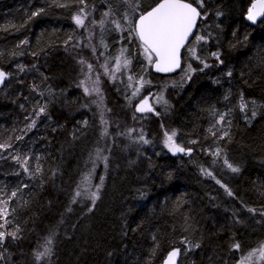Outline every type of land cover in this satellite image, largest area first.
<instances>
[{"label": "trees", "instance_id": "1", "mask_svg": "<svg viewBox=\"0 0 264 264\" xmlns=\"http://www.w3.org/2000/svg\"><path fill=\"white\" fill-rule=\"evenodd\" d=\"M139 2L144 10L156 0ZM55 3L0 0V69L10 74L0 84V143L12 150L26 139L20 151L32 156L31 174L20 176L12 158H0V189L17 192L7 205L11 223L4 230L20 229L19 239L8 236L0 247V264H162L174 248H183L179 264H241L264 244V22H245L252 0H205L206 18L196 34L207 42L192 43L210 67L200 71L203 64L184 50L182 70L168 77L153 75L138 42L116 30L113 21L124 25L123 15L131 14L122 0H85L86 7L78 0ZM81 7L95 21L93 39L91 33L76 37L73 20ZM125 57L131 59L127 69ZM189 63L197 69L191 79L185 74ZM141 77L155 94L154 112L140 114L137 100L128 99ZM84 87L99 91L86 95ZM40 106L45 113L37 117ZM32 120L36 125L25 137ZM172 131L190 155L166 150L164 133ZM217 148L238 173L222 159L213 163ZM101 177L93 206L87 193ZM77 191L84 194L73 203ZM49 238L52 255L37 261Z\"/></svg>", "mask_w": 264, "mask_h": 264}, {"label": "snow or ice", "instance_id": "2", "mask_svg": "<svg viewBox=\"0 0 264 264\" xmlns=\"http://www.w3.org/2000/svg\"><path fill=\"white\" fill-rule=\"evenodd\" d=\"M55 3V0H53ZM79 4L85 5V0H78ZM122 2L126 3L128 7L131 9V14L125 12L123 15L124 25L120 23V21H113L116 30L126 31L128 33L129 39H135L138 42V48L141 50V55H143L144 59L147 61V64L152 66L156 72L159 73H168L180 68L181 66V50L184 49L185 52L189 53L193 59L199 60L201 64H203V68L199 69L203 71L205 68L210 67L208 63H206L201 57L196 54L195 44H199L200 42H207V37L205 35H194V29L197 27V20L206 18V12L202 13L204 9L205 0H194L190 2V0H156L154 6L150 9L142 10L140 7L139 0H136L135 4L131 2V0H122ZM56 7H68L67 4L55 3ZM43 9H40L36 12H33L31 15L36 16L39 15ZM111 14V9L104 12V17H108ZM218 16L222 15L221 12L216 13ZM261 17H264V0H252L251 6L247 9V20L251 21L253 24H256ZM86 18L85 8L81 7L79 13L74 16V21L77 26H84V19ZM264 22V21H261ZM95 23V21H94ZM100 25L104 24V20H100L98 22ZM126 25V27H125ZM190 37H194L195 44L190 41ZM123 39V37H122ZM95 51V50H93ZM127 52V49L124 48L121 50V56H124V53ZM217 60L220 59L219 52H213L211 54ZM117 67L116 71H119L121 68V60L120 58H116ZM223 61H221L222 63ZM78 63L81 65L86 64V61L79 60ZM131 64V59L125 57L122 61V67L127 69ZM93 66L91 64H87V69L91 71ZM20 71H24V67L20 66ZM197 69L193 68L189 63L187 68L185 69V74L188 79H191V73H194ZM107 73V68H106ZM9 73H6L0 70V84H3L6 79L9 77ZM231 76V72L228 73ZM115 77H113L114 79ZM90 79V78H89ZM98 79V78H97ZM129 80H132V77H128ZM94 84L96 82H93ZM137 83L142 87L145 83L150 84V81H145L143 77L139 78ZM84 81H81V84L78 86H83ZM140 87L135 88L132 92L131 97H129V101L135 98L139 92ZM99 89L97 87H93L89 89L88 87H84V92L86 95H91L92 92H98ZM43 95V94H41ZM162 99V97H161ZM227 99V97H226ZM166 104L167 101H164ZM255 103V102H253ZM241 111H244L247 107L246 103L243 102V98H241ZM137 112L146 113V112H154V108L149 105L148 99L143 98L140 100L139 104L136 107ZM45 113V106H40L36 115ZM159 115V113H155ZM256 112H252V117L255 118ZM225 116L220 115V119L218 122H223ZM87 123L86 121L84 122ZM103 124H107V121H103ZM36 125V120H32L28 125V130L30 131ZM211 131V129H210ZM102 135H107V129L102 132ZM177 133L176 131H172L170 134L168 132L164 133V146L171 152L173 155L177 153H184L186 155H190L192 153L191 148H185L181 144L177 143L175 140ZM228 133L225 132L221 139L227 137ZM23 137L18 136L16 139H22ZM11 139V138H9ZM140 140L144 144L150 143L149 140L145 139L143 135H141ZM191 143H196V141H191ZM12 147L10 143H0V149H8ZM214 157L213 163L215 164L218 159H222L223 165L226 166L231 172L238 173L240 171L239 167L234 166L230 163L226 157V155L222 156V149L217 148L214 153H211ZM99 155V152H98ZM2 158V157H0ZM12 159L16 161L20 165L21 168L25 172H29L27 165L28 157L23 160L19 155H13ZM107 160V157H104ZM201 173L205 176L211 177L219 184L222 188H224L225 192L232 196V191L227 187V185L221 183L219 179L213 175L212 171L208 169L201 168ZM40 172L39 166L36 168V173ZM103 186V177L100 178V184L96 185V190L87 193L88 199L91 200L93 206H95L96 201L100 198L99 192ZM81 191H77L75 193V197L73 198V203H76V197H80L83 195ZM17 196V192H11V195L7 200L0 199V219H4V223L0 224V229H5V224L11 223V221L6 219L7 214V205L11 201L12 198ZM249 212L255 214L256 209L248 208ZM15 211V209H12ZM89 212L92 211L90 207L88 209ZM261 216H264V211L260 212ZM20 231L19 227L16 228L15 231H6L0 230V247H3L4 242L8 236H10L13 240L19 239L17 233ZM155 239V238H154ZM52 239L49 238L46 242V246L42 252H37L35 254V258L37 261H41L42 259L48 258L52 255L51 249ZM193 247H199V245H194ZM240 244L236 243L233 245L234 250H239ZM6 250V249H5ZM180 249H174L168 253V256L165 260V264H177V257L179 255ZM258 253V258L260 260H264V244L261 247L253 252H250L248 256L244 258V261H241V264H245V261L250 262L252 257L256 256ZM0 259H3V255L0 254Z\"/></svg>", "mask_w": 264, "mask_h": 264}, {"label": "rangeland", "instance_id": "3", "mask_svg": "<svg viewBox=\"0 0 264 264\" xmlns=\"http://www.w3.org/2000/svg\"><path fill=\"white\" fill-rule=\"evenodd\" d=\"M128 13L130 12V11H127ZM86 13V12H85ZM130 14V13H129ZM74 21V20H73ZM74 24L76 25V28L78 29V34L76 35V37H77V39H79L80 38V35H82V33H84V36L86 37H88L89 36V34L91 33L92 34V39H93V37H94V33L93 32H90V30H91V28L92 27H94V23L93 22H90V18H89V16H88V14L86 13V18L84 19V26H77V24L75 23V21H74ZM88 24H90V25H88ZM83 30H86V32L87 33H85V32H81V31H83ZM97 30V29H96ZM88 40V39H87ZM140 53H141V50H140ZM141 57L142 58H144L143 57V55H141ZM116 66L114 67V69H113V71L115 72L116 70V67H117V63L115 64ZM151 67L152 66H150V70H151ZM119 71H116V74L118 73ZM159 84H161L160 82H158ZM149 84L148 83H145L142 87H140V85L138 84V85H134V86H132L131 85V95H132V92L135 90V88H137V87H140V92H139V94L135 97V99L137 100V102L135 103V105H134V109H135V111H136V107H137V105L139 104V102H140V100L141 99H143V98H147L148 99V103H149V105H151L152 107H153V102H152V99L154 98L153 97V95H155V94H153L152 92H150L149 91V93H148V91L146 90V88H147V86H148ZM27 132H26V135H25V137L26 136H28L29 135V130H26ZM24 137V138H25ZM165 139V138H164ZM25 140L26 139H24L23 141H22V143L20 144V147L18 148V149H12V150H8V149H3V151H4V153H3V155H2V158H12V156L13 155H19L20 157H21V159L23 160L24 158H26V157H28L29 159H28V162H27V167H28V169H29V172H25L24 170H23V168H21L20 167V165L18 164V167H17V169H16V171H15V173L17 174V176H20V175H23V174H31V172H32V168H31V166L30 165H32V163H31V154H29L28 153V150H24L23 152H21L20 151V149L22 150V146H24V144H25ZM164 143V142H163ZM166 148V147H165ZM166 150L168 151V149L166 148ZM19 151H20V153H19ZM169 152V151H168ZM169 153H171V152H169ZM172 154V153H171ZM180 154H184V153H177L176 155H180ZM173 155V154H172ZM14 161V160H13ZM14 162H16V161H14ZM11 195V192H7L6 191V189L5 188H2V189H0V199H5L6 200V198H7V196L9 197ZM12 200V199H11ZM6 219H7V214H6ZM2 223H4V219H0V224H2ZM0 230H4V229H0ZM189 251H192V247L190 246L189 247ZM244 261V260H243ZM240 264V263H239ZM245 264H264V260H260L259 258H258V253H257V255L256 256H254V257H252V260L250 261V262H248V261H245Z\"/></svg>", "mask_w": 264, "mask_h": 264}, {"label": "water", "instance_id": "4", "mask_svg": "<svg viewBox=\"0 0 264 264\" xmlns=\"http://www.w3.org/2000/svg\"><path fill=\"white\" fill-rule=\"evenodd\" d=\"M246 17H247V14H246V16H245V22H246L247 24L253 26V27H256L257 24H258L259 22H261V21L264 19V17H261V18L259 19V21H258L256 24H253L251 21H248ZM199 21H200V19L197 20V27H198ZM197 27H196V29H194V35L196 34ZM193 39H194V37H190V41H192ZM183 52H184V49L181 50V57H182V55H183ZM182 67H183V57L181 58V66H180V68H177L176 70H174V71H172V72H168V73H159V72H156L155 69H154L153 67H151V72H152L153 75L158 76V77H168V76H172V75H175V74L179 73V72L182 70ZM0 70H1V69H0ZM9 78H10V76H9L8 79H6V80H9ZM138 113H140V114H144V113H141V112H138ZM146 113H147V112H146ZM189 246H190V245H185V247H187V248H188ZM174 249H180L179 255H178V257H177V264H179L180 259H181V256H182V253H183V248H174ZM174 249H172V250H170V251H173ZM170 251H169V252H170ZM169 252H168V253H169ZM168 253H167L166 257L164 258L162 264H165V260H166V258H167V256H168Z\"/></svg>", "mask_w": 264, "mask_h": 264}]
</instances>
